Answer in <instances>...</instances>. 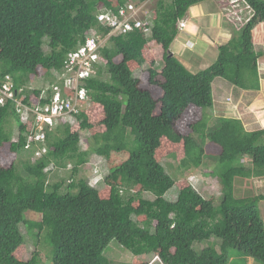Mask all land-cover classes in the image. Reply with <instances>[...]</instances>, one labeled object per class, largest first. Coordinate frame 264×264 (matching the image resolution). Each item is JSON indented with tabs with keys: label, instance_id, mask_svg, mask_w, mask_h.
I'll return each instance as SVG.
<instances>
[{
	"label": "trees",
	"instance_id": "trees-1",
	"mask_svg": "<svg viewBox=\"0 0 264 264\" xmlns=\"http://www.w3.org/2000/svg\"><path fill=\"white\" fill-rule=\"evenodd\" d=\"M128 1L134 0H0V74L24 86L44 71L52 83L50 71L63 66L91 29L102 39L109 32L97 20L99 10L114 12ZM204 1L158 0L150 35L136 30L109 37L99 49L97 76L85 81L90 107L76 124L47 130L43 142L28 141L31 124H18L11 106L0 107V264H41L37 249L23 259L21 224L35 244L49 247V264H110L105 250L111 241L132 255L131 264H145L142 257L150 255L161 264H227L235 253L264 264L258 210L264 194L233 192L237 177H264V128L250 132L237 118L219 117L210 129L205 115L214 107L215 78L246 91L260 89L261 54L254 42L264 40V0H244L253 12L249 21L218 46L212 64L191 72L170 47L178 21ZM144 64L147 70L135 77ZM12 119L15 140L8 128ZM80 130L89 133L86 150ZM40 147L46 151L36 158ZM91 155L106 162L95 167L105 173L98 189L79 176ZM207 157L215 159L208 173L219 178V201L161 166L172 158L184 171ZM50 165L56 171L69 165L68 176L50 182ZM173 187L177 196L170 201L165 196ZM26 212L37 220L25 219ZM201 242L208 248L196 251Z\"/></svg>",
	"mask_w": 264,
	"mask_h": 264
},
{
	"label": "rangeland",
	"instance_id": "rangeland-1",
	"mask_svg": "<svg viewBox=\"0 0 264 264\" xmlns=\"http://www.w3.org/2000/svg\"><path fill=\"white\" fill-rule=\"evenodd\" d=\"M157 1L158 0H149L148 2H146L145 11L148 13V15H149V12L153 14L152 10L155 9V4L157 3ZM168 1L169 0H167V2ZM197 5L200 6L199 8L201 9V13H202V16L199 18L198 24L201 23V26L204 27L205 23H207L208 20L213 19L214 23L212 22V24L214 26L215 24H217V28L208 26L207 27L209 28L208 32L206 29V32L204 31L205 33H201L200 31H202V29L199 30V32L197 29V31H195V33L192 34L190 33V31L183 32L185 28L187 27V22H186V25L183 28V30L179 32L180 33L183 32L184 40L186 39L188 34H190L189 36L199 37L197 38L199 40L204 37L203 36L204 34L206 37L204 39L207 42L211 41L212 44L214 43L215 48L213 46V48L208 50L209 53L207 54H210L209 57L200 59V66L207 67V65L212 64L216 60L217 53H218L216 51L217 50L216 47L225 44L233 35L234 29L238 30L242 26V24H235V21L229 17L228 12L225 10V7L227 8L230 7L228 5V0H205L204 2L199 3ZM242 5H241V8L245 9ZM242 11L244 12V10ZM186 15L189 16L188 11ZM194 15L192 14V16ZM190 21L196 22V19L190 18ZM219 32L221 33L224 32L227 35H223V39L221 38L219 39L217 38ZM188 42L187 41L185 42L184 47L188 45ZM103 45H107L106 40L103 41L102 46ZM254 47H255V50L261 54L256 64L258 67V74L260 77V87L262 90L260 92L250 91V90L240 91L239 88L232 86L228 81L224 80L223 78H220V77L215 78L213 81V90H212L213 98H214V107L205 111V115H207L208 117V127L210 129L214 128L216 119L219 117L237 118L241 120L245 130L250 131V132L252 130H258V129L264 128V106H261L258 104L259 99H261L262 97L261 95H264V79H263L264 78V64H261V62H264V58H263L264 57V40H255ZM44 50L47 51V48H44ZM185 53L186 52L182 51L180 52V54L176 55V57L181 60L184 67H186L184 64L185 60L188 62H191L192 60L191 57ZM159 64H160V61H157L155 66H158ZM188 65L190 64L188 63ZM188 65L186 68L191 72H196L199 69L197 68L199 65H196V64L191 65V66H188ZM147 66H148L147 64H144L142 65V67H139V69L135 70L134 76L139 78L142 75V73L145 70H147L146 68ZM41 75L42 76H40V78L39 77L37 79L35 78L33 81L25 80L24 85L31 86L33 88H38L39 86L37 85H40V86L47 85L50 82V79L52 78L51 75L44 71H42ZM107 77L108 76L106 72H104V74L102 75V78L107 79ZM8 128L11 130L10 132H11L13 139H15L17 135V125L13 119L10 121ZM79 134L82 140V143H81L82 146H80V148L82 150H86L87 149L86 140L88 144L89 133L87 130H82L79 132ZM206 150L208 153L212 152L211 148H206ZM99 162H101L102 165L106 164L105 160L102 157H99L97 155H91L87 165L80 168L79 176L84 177L87 182L89 180L88 183H92L94 179L95 167L98 166ZM247 162L248 161L246 159H242V163H246L247 165L248 164ZM161 163H162L161 166L164 167L165 172L168 175L176 179L192 177L193 181L198 180L199 193H201L205 198L212 195L215 197V201H219L220 192H221V185L219 182V178L214 177L213 175L208 173L210 170L214 168L215 159L207 157L204 159L203 163L198 168L192 167L184 171L179 170V169L177 170L178 168L177 162H175V160L172 158H165L162 160ZM69 169H70L69 165L65 167V170H59V171H56L54 167L49 168V170H51V172L49 173V178L51 180L50 182L57 181V178H66L69 174V171H70ZM103 172H106L107 174L106 168L103 169ZM233 192L236 197H253L259 194H264V177L262 178L253 177L250 179L237 177L234 179V182H233ZM176 194H177V190L176 188L173 187L171 190L168 191L165 198L167 200L172 201L175 199ZM143 197L146 199L153 198L148 193H145ZM258 210H259L260 217L264 220V200L258 202ZM37 218L38 216L35 214H32L30 212L25 213V219L37 220ZM20 232L24 236V239L26 242V245L23 249V254H22L23 259L24 260L30 259L31 254L37 249L41 264H49V256H50L49 247L42 243L35 244L34 239L32 237H29L27 228L24 224L20 225ZM211 240L214 242L217 241L215 238H211ZM208 246H209L208 242H201V243L195 244L193 247L196 251H201L202 249L208 248ZM105 255L110 260V264H131V261H132V255L128 251L120 247L119 244L116 243L115 241H111L108 244V247L105 250ZM142 258L144 262H146L145 264H160L159 260L156 259L154 255L144 256ZM244 260H246V257L243 258V256L239 255L238 253H235L232 255V257L229 258V260L227 261V264H242L243 263L242 261Z\"/></svg>",
	"mask_w": 264,
	"mask_h": 264
},
{
	"label": "built area",
	"instance_id": "built-area-1",
	"mask_svg": "<svg viewBox=\"0 0 264 264\" xmlns=\"http://www.w3.org/2000/svg\"><path fill=\"white\" fill-rule=\"evenodd\" d=\"M148 1H128L114 12L101 9L97 20L109 30L107 35L102 39L91 29L84 41L66 54L63 66L50 71L54 81L44 87L17 86L10 74H0V107L11 106L20 124H31L33 132L27 136L28 141L43 142L47 130H54L62 122L74 125L79 121L77 115L91 104L85 81L97 76V68L101 65L99 49L103 41L136 30L150 35L153 21L151 12L148 15L145 11ZM241 3L245 9L239 7L236 0H228L230 7L225 10L235 24L243 25L253 12L247 2L241 0ZM185 25V19L178 21L179 30ZM33 91H36L35 95ZM45 151V147L38 148L35 157L42 156Z\"/></svg>",
	"mask_w": 264,
	"mask_h": 264
},
{
	"label": "crops",
	"instance_id": "crops-1",
	"mask_svg": "<svg viewBox=\"0 0 264 264\" xmlns=\"http://www.w3.org/2000/svg\"><path fill=\"white\" fill-rule=\"evenodd\" d=\"M200 6L199 5H197V6H192V7H190L189 9H188V15L189 16H187L186 17V20H187V27L185 28V30L183 31V32H189L190 31V33H195V31H197V29H198V32H199V30H201L202 29V31H200L201 33H205L206 32V29H207V32L209 31V28H207L208 26L209 27H213V28H217V24H215V26L212 24V22H213V19H210V20H208V22L207 23H205V26L203 27V26H201V23L200 24H198V22H199V18L202 16V13H201V9L199 8ZM194 15V16H192V14ZM190 18H194V19H196V22H192V21H190ZM209 21H210V23H209ZM214 23V22H213ZM215 30V29H214ZM205 31V32H204ZM183 32L182 33H180V34H178L177 35V37H176V39L174 40V42L172 43V46H171V52L174 54V55H177V54H180V52H182V51H184V52H186L185 54H188L190 57H191V62H188V61H186L185 60V62H187V63H185L184 61V64H185V66L187 67V65H188V63L190 64V65H188V66H191V65H199L197 68H199V69H202V68H205V67H201L200 66V59H202V58H208L209 57V55L210 54H207V53H209L208 52V50L209 49H211V48H213V46H214V43L212 44V42L211 41H209V42H207L204 38H206L205 37V35L203 34V38L202 39H204V40H202V39H197V38H199V37H196V36H189L190 34H188V36L186 37V39L184 40L183 38ZM199 34V33H198ZM197 34V35H198ZM223 35H227L226 33H221V32H219L218 33V36H217V38H221V39H223ZM226 40H227V38H226ZM188 42V45H186V47H184V45H185V42ZM184 47V48H183ZM214 48H215V46H214ZM216 48H218V46L216 47ZM217 51V50H216ZM215 52V51H214ZM264 58V57H263ZM182 60H183V58H182ZM261 64H264V62H261ZM198 69V70H199ZM264 79V78H263ZM240 91H245V90H242V89H239ZM262 89H261V87H260V89L257 91V92H260ZM262 97H261V99H259V105H261V106H264V95H261ZM264 221V220H263ZM242 260V259H241ZM243 263L242 264H261V263H259V262H257V261H254V259L253 258H251V257H246V260H244V261H242Z\"/></svg>",
	"mask_w": 264,
	"mask_h": 264
},
{
	"label": "clouds",
	"instance_id": "clouds-1",
	"mask_svg": "<svg viewBox=\"0 0 264 264\" xmlns=\"http://www.w3.org/2000/svg\"><path fill=\"white\" fill-rule=\"evenodd\" d=\"M236 2H237V4L239 5V7H241V0H236ZM183 19H185L186 20V16L183 18ZM249 21V20H248ZM186 22H187V20H186ZM183 30V29H182ZM179 31H181V30H179L178 29V32ZM178 34H180V32L178 33ZM172 53V52H171ZM48 84H50V83H48ZM47 84V85H48ZM37 86H39V87H44V86H46V85H44V86H40V85H37ZM38 87V88H39ZM34 92V91H33ZM35 93H36V91H35ZM18 124H20L19 122H18ZM20 125H22V124H20ZM18 129V128H17ZM80 131H82V130H80ZM79 136H80V134H79ZM81 139V138H80ZM13 140H15V139H13ZM81 141V140H80ZM80 146H82V144H81V142H80ZM50 168H52V165H50L49 166ZM49 170V169H48ZM104 176H105V174H103L102 172H100V171H96V169H95V171H94V179H93V182L92 183H88L89 182V180H88V182H87V185L89 186V187H91V188H95V189H98V188H100V187H102V182H103V178H104ZM89 179H90V177H89ZM187 180L189 181V183H190V185H191V187L195 190V191H197V192H199V190H198V186H199V182H198V180H196V181H193V178L192 177H189V178H187ZM98 184H99V186H98ZM175 188V187H174ZM176 196H177V194L175 195V198H176ZM175 200V199H174ZM155 257H156V259H158L159 260V258L156 256V255H154ZM161 261L159 260V263H160ZM161 264V263H160Z\"/></svg>",
	"mask_w": 264,
	"mask_h": 264
}]
</instances>
